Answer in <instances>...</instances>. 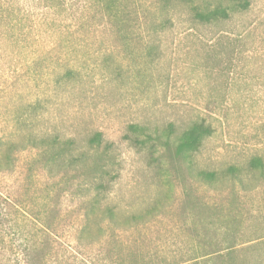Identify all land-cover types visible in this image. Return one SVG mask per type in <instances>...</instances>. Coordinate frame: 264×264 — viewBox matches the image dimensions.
Listing matches in <instances>:
<instances>
[{
  "label": "rangeland",
  "instance_id": "374dc122",
  "mask_svg": "<svg viewBox=\"0 0 264 264\" xmlns=\"http://www.w3.org/2000/svg\"><path fill=\"white\" fill-rule=\"evenodd\" d=\"M148 2L157 7L154 0H139V12ZM170 15L173 24L158 33L151 17L142 19L134 33L119 35L97 26L95 34L74 37L75 49L65 53L59 42L34 65L26 50L2 58L0 137L22 144L29 126L16 116L38 96L39 116H31L29 129L75 137L83 151L94 131L111 143L116 176L108 201L122 230L107 226L105 238L87 248L98 261L264 264V178L254 171L244 186L224 178L212 188L197 176L199 169L244 167L254 156L264 158V0H250L246 11L213 25L189 21L180 3ZM44 29L39 42L49 45L54 37ZM67 66L76 67L79 76L56 82ZM195 120L209 123L213 131L185 158L175 154L176 137L168 146L129 138L131 123L151 131L174 123L178 135ZM41 155L20 149L11 168L0 171V264H24L25 214L52 221L53 247L73 241L89 165L49 171ZM221 210L239 213L245 238L261 237L260 243L241 251L245 261L191 260L229 243L216 232ZM132 214L146 215L133 224L128 222Z\"/></svg>",
  "mask_w": 264,
  "mask_h": 264
},
{
  "label": "trees",
  "instance_id": "16d2710c",
  "mask_svg": "<svg viewBox=\"0 0 264 264\" xmlns=\"http://www.w3.org/2000/svg\"><path fill=\"white\" fill-rule=\"evenodd\" d=\"M177 3L188 9L189 21L202 25L225 21L235 13L246 11L250 6V0H154L153 4L157 7H152L149 2L144 3L140 5L139 12V0H0V66L2 58L18 57L22 50L31 54V63L34 65L43 53L54 48L59 42L63 51L68 53L75 49L72 43L75 36L85 37L84 35L90 33L95 34L97 26L109 27L113 33L119 35L128 34L135 32L136 26L142 19L151 17L153 32L158 33L164 30L168 23L173 24L170 14ZM157 12H160V19L155 21L156 17L153 14H158ZM33 14L36 16L35 19L31 18ZM43 29L48 36L54 37L53 43L43 45L39 42L38 37ZM76 76H79L78 69L67 66L64 73L55 81L66 83ZM38 104L40 99L37 96L35 100L27 103L26 112L16 116V121L23 123L27 121L30 127L31 116H39L35 111ZM173 124L169 123L163 131H158L157 128L151 131L146 125L131 123L128 125L129 138L141 144L151 142L168 146L173 143L172 137H176L175 154L185 158L196 152L203 140L213 131L209 123L195 120L177 135L173 132ZM29 127L22 144L15 142L13 138L0 137V171L9 170L13 165L15 152L23 148L33 149L42 154L45 160L44 166L49 171L76 169L83 164H88L89 169L83 211L78 216L79 221L70 244H66L61 249L53 247L50 240L55 233L48 225L52 221L45 223L32 213L24 215L25 226H28L21 244L24 264H109L107 261H98L87 248L105 238L107 226L113 230H122L121 223L115 219L114 208L108 201L113 187L112 182L116 176L111 174L114 160L111 143L105 142L102 132L94 131L87 138L83 151L75 144V137L62 138L56 134H40ZM254 171H258L264 178L263 157H252L244 167L230 164L223 170L199 169L197 176L202 183L212 188H217L218 183L224 178L244 186L246 176ZM79 186L77 190H80ZM145 215L132 214L128 222L138 224L144 220ZM216 217L217 220L219 219L216 232L222 235L220 241L229 240V243L225 246H217L216 249H205L199 259L198 257L190 259L245 261L241 251L249 250L251 243L258 245L261 237L245 238L246 233L241 227L243 219L239 213H223L221 210ZM209 222L215 223V221ZM93 226H96V232L91 231ZM234 226L238 228L235 229ZM131 256L134 255H129ZM126 258L127 254L120 256L121 261H125ZM126 264L131 263L128 261Z\"/></svg>",
  "mask_w": 264,
  "mask_h": 264
}]
</instances>
